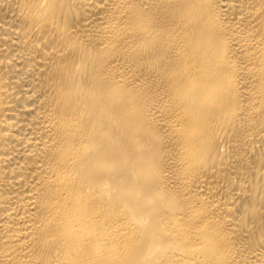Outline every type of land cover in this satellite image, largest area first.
Here are the masks:
<instances>
[{"label":"bare ground","instance_id":"bare-ground-1","mask_svg":"<svg viewBox=\"0 0 264 264\" xmlns=\"http://www.w3.org/2000/svg\"><path fill=\"white\" fill-rule=\"evenodd\" d=\"M0 264H264V0H0Z\"/></svg>","mask_w":264,"mask_h":264}]
</instances>
